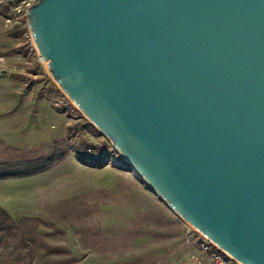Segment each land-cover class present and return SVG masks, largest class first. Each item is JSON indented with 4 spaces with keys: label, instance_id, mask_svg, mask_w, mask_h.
Masks as SVG:
<instances>
[{
    "label": "water",
    "instance_id": "water-1",
    "mask_svg": "<svg viewBox=\"0 0 264 264\" xmlns=\"http://www.w3.org/2000/svg\"><path fill=\"white\" fill-rule=\"evenodd\" d=\"M26 17L51 77L151 190L264 264V0H39Z\"/></svg>",
    "mask_w": 264,
    "mask_h": 264
},
{
    "label": "rangeland",
    "instance_id": "rangeland-1",
    "mask_svg": "<svg viewBox=\"0 0 264 264\" xmlns=\"http://www.w3.org/2000/svg\"><path fill=\"white\" fill-rule=\"evenodd\" d=\"M29 1L39 0H0V163L22 173L27 162H57L0 180V208L11 216L0 264H185L191 225L51 77L15 10Z\"/></svg>",
    "mask_w": 264,
    "mask_h": 264
},
{
    "label": "built area",
    "instance_id": "built-area-1",
    "mask_svg": "<svg viewBox=\"0 0 264 264\" xmlns=\"http://www.w3.org/2000/svg\"><path fill=\"white\" fill-rule=\"evenodd\" d=\"M31 5L33 4L29 1L23 7L15 10L18 13L26 14ZM186 239L195 251L189 256L185 264H242L192 226L187 229Z\"/></svg>",
    "mask_w": 264,
    "mask_h": 264
},
{
    "label": "trees",
    "instance_id": "trees-1",
    "mask_svg": "<svg viewBox=\"0 0 264 264\" xmlns=\"http://www.w3.org/2000/svg\"><path fill=\"white\" fill-rule=\"evenodd\" d=\"M57 159L55 156H50L43 160L27 162L24 165L26 172H20L17 163H0V180L9 179L13 177H28L36 174H40L48 170ZM38 164V165H33ZM5 221H11V216L9 213L0 208V231L2 230L3 223Z\"/></svg>",
    "mask_w": 264,
    "mask_h": 264
},
{
    "label": "crops",
    "instance_id": "crops-1",
    "mask_svg": "<svg viewBox=\"0 0 264 264\" xmlns=\"http://www.w3.org/2000/svg\"><path fill=\"white\" fill-rule=\"evenodd\" d=\"M188 245H189L190 248H192V250L190 251V252H191L190 255H191V254L195 251V249H194V247H193L192 245H190V244H188ZM190 255H189V256H190ZM189 256H188L186 259H188Z\"/></svg>",
    "mask_w": 264,
    "mask_h": 264
},
{
    "label": "bare ground",
    "instance_id": "bare-ground-1",
    "mask_svg": "<svg viewBox=\"0 0 264 264\" xmlns=\"http://www.w3.org/2000/svg\"><path fill=\"white\" fill-rule=\"evenodd\" d=\"M41 61H43L44 63H46L42 58H41ZM47 64V63H46ZM136 170V169H135ZM138 172V171H137ZM138 174V173H137ZM140 175V174H138ZM141 176V175H140ZM142 177V176H141ZM143 179V178H142ZM144 180V179H143ZM145 181V180H144ZM147 184V183H146ZM148 185V184H147ZM149 186V185H148ZM153 191V190H152ZM154 192V191H153ZM155 193V192H154ZM156 194V193H155Z\"/></svg>",
    "mask_w": 264,
    "mask_h": 264
}]
</instances>
